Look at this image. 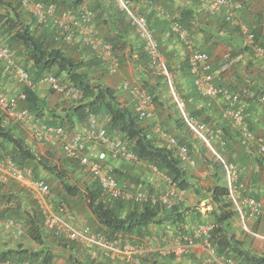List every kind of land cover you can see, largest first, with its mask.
I'll use <instances>...</instances> for the list:
<instances>
[{
	"label": "trees",
	"instance_id": "1",
	"mask_svg": "<svg viewBox=\"0 0 264 264\" xmlns=\"http://www.w3.org/2000/svg\"><path fill=\"white\" fill-rule=\"evenodd\" d=\"M35 1L45 7L53 6L57 14L66 10H78L83 5L87 6L94 14L99 10L100 13L95 14V24L97 27L103 26L106 32L111 35V39L107 42L112 45L113 55L117 58L119 67L121 62L126 59L125 51L128 47L131 54L136 53V64L140 65L145 72L144 78L143 74H140L142 76L139 86L152 97L154 113L159 107H162L157 92L166 90L167 85L164 78L149 72L148 57L142 50V46L136 51L134 46L128 43V38L134 34V28L128 16L117 8L115 0H109L108 7H103L101 2H95L89 7L86 5V0ZM138 12L140 13L139 10ZM194 15L192 10L187 9L181 11L174 19L191 35V21L195 19ZM146 19L156 39L158 38L156 33L160 34L162 31L167 33L170 25L167 18L156 17L153 25L150 23V17ZM225 23L224 21L223 27L230 25ZM37 27H42L43 34H38ZM252 32L255 35L256 43L264 48L261 29L255 28ZM0 39L12 52L15 51L16 55L22 57L25 63L23 67L29 72L32 80L36 81L45 74L52 73L56 77H61L64 82L77 86L82 91V100L62 116L56 113L52 114L35 91L27 88L22 89L25 100L19 104V107L27 109L34 120L70 130L75 125L85 124L90 115L106 119L105 129L107 133L126 142L141 166L144 165L147 171H149V167H155L176 185L178 192L193 194L201 200H207L206 207H210V210L202 215L195 209V206L184 205L183 196L173 204L156 206L149 203L112 200L103 194L98 182L93 180L85 182L81 188L72 186L67 180L68 169L77 166L80 172L83 168L79 164L67 160L64 169L56 170L46 158L38 156L6 126L5 117L1 113L0 157L1 154H6L18 166L31 168L35 180L40 179L45 173L49 178H55L61 184L63 192L69 197L83 198L85 209L90 212L98 225L97 230L94 229V231L102 233L110 240L121 237L129 243L140 242L134 241L132 238L143 240L149 236L150 228L154 225L168 224L177 235H185L191 232L192 227L212 223L214 229L210 236V242L218 255L229 258L237 264H264V253L261 256L250 253L230 233V224L237 217V213L227 199L222 166L213 160L209 161L207 165L212 170L213 184L204 191L200 180L195 179V181L188 176V172L178 159L175 150L142 128L143 122L138 119L134 108L120 104L113 89L92 79L90 74L92 68H102L101 63L96 58L92 57V59L85 61L84 59L73 60L69 57L64 51L65 46L55 40V32L51 23L48 21L43 25H38L34 16L21 7L20 0H0ZM246 49L247 47H245ZM160 51L163 54L161 49ZM187 74L190 76L189 69H187ZM253 99L256 100L254 97ZM47 115L50 119L47 118ZM191 116L199 118L197 113H192ZM181 120L179 121L182 122ZM204 122L206 123L207 120ZM158 124L161 128L163 127L162 124ZM178 125L180 129L183 127V123ZM182 129L185 133L183 132L181 136L177 137L170 135L167 129L164 131L180 144L188 147L190 151V145L186 143V136L189 133L184 128ZM227 130L225 129V132ZM250 131L252 132L251 129ZM237 136L235 132V135L230 134L226 139L224 137L226 149L229 150L230 142L235 140ZM262 158L264 159V157ZM107 164L110 165L111 172L117 176L119 185H123L126 180H135L133 179L135 176L130 174L132 171L135 172L134 166L133 168L132 165L126 164L117 166L109 161ZM136 182L137 180L134 184L138 186ZM18 190V186L13 182L0 185V201L15 200V192ZM20 191L22 190H19V193ZM21 194L23 195V192ZM25 197L32 203L30 211L15 206L14 209L1 212L0 217L1 219L8 217L22 221L26 227L27 239L35 244L36 248L25 247L21 244L12 248L0 247V264L24 261L32 263L43 261L46 264H53L54 250L68 253L67 264H119L117 261L110 260L101 250H95L94 255H92L91 252L76 242L63 239L61 236L45 230L38 207L28 196ZM166 256L169 257L168 261L177 259L170 254ZM140 260L141 264L146 262L144 258ZM152 264L155 263L152 262ZM176 264H182V262Z\"/></svg>",
	"mask_w": 264,
	"mask_h": 264
},
{
	"label": "built area",
	"instance_id": "2",
	"mask_svg": "<svg viewBox=\"0 0 264 264\" xmlns=\"http://www.w3.org/2000/svg\"><path fill=\"white\" fill-rule=\"evenodd\" d=\"M205 12L211 16L222 15L224 21L243 36L246 47L250 49L253 57L264 61V48L256 43L255 35L247 25L239 21L240 11L244 7L243 1L238 0H200ZM117 8L124 12L134 28V34L140 40L142 50L148 57V70L151 74L170 78L166 59L161 53L158 41L149 28L144 15L140 14L132 0H115ZM21 7L32 14L38 25L50 22L55 40L67 46L79 45L94 55L101 63L103 70L109 74H116L119 70L117 58L113 55L112 45L102 39L95 24L94 13L85 5L78 10H66L56 13L53 6L45 7L35 0H20ZM161 16L170 21V33L185 48L187 52L188 69L192 78L195 91L206 98H219L224 104V117L230 121L242 140L250 142L257 147L260 156L264 157V136L257 138L249 129L244 117L243 107L240 105L242 96L239 92H232L226 87L215 84L214 74L211 69L209 56L202 51L192 40L189 32L175 19L158 9ZM264 15V14H263ZM0 64L4 68L5 76L22 89H33L47 86L53 93L64 99L79 102L82 100V91L73 84L66 83L54 74L48 73L32 80L25 68L15 61L14 53L0 39ZM264 73V63L260 65ZM121 89L130 96L134 102V110L140 121H149L154 114L152 97L137 84L122 82ZM25 100V94H9L0 87V113L6 120L15 125H30L32 137L37 142L58 143L59 148L67 160L77 163L83 168L90 180L97 181L103 194L112 200L132 203H149L156 205H170L181 199L183 192H178L176 185L163 176L155 167H149L152 176L159 178L166 186L164 190L145 189L134 183L119 185L117 176L111 172L110 165H135L140 164L136 156L130 151L128 144L120 138L110 135L105 129V122L97 116L90 115L87 122L78 129L70 131L65 127L52 126L34 120L27 109H22L19 104ZM264 110V96L259 99ZM180 105V114L188 130L212 152L223 164L227 199L232 204L233 210L247 232L249 221H256L263 217L264 206L260 200L245 195L243 184L233 164L225 163L220 155L214 151L208 137L209 129L198 118L188 115ZM153 132L158 139L175 150L181 163L194 166L188 148L169 136L158 123L153 124ZM221 142V146H223ZM95 148V154L92 149ZM0 157V185L15 183L23 195L28 196L40 211L43 228L51 231L63 239L76 242L94 255L95 250H101L113 261L119 264H141L142 242L129 243L121 237L108 239L102 233L93 231L88 226L78 225L75 218L68 211L64 203H55L51 206V190L43 179L35 180L33 171L28 167H20L13 162L10 156L1 154ZM89 180V181H90ZM15 200L0 201V213L4 210L14 209ZM214 225L205 223L192 227L191 232L185 235L176 234V242L166 249L167 254L175 257H184L189 254L195 245L200 242L206 251L207 257L202 264H237L229 258L218 255L210 242ZM26 234L24 223L14 218L0 217V236H14L22 238ZM147 241V240H146ZM2 264H46L43 261L32 263L4 262Z\"/></svg>",
	"mask_w": 264,
	"mask_h": 264
},
{
	"label": "crops",
	"instance_id": "3",
	"mask_svg": "<svg viewBox=\"0 0 264 264\" xmlns=\"http://www.w3.org/2000/svg\"><path fill=\"white\" fill-rule=\"evenodd\" d=\"M240 1L244 3V7L239 14L240 23L247 25L252 30L260 28L262 38H264V3L261 2L258 4L256 0ZM95 2H101L103 7H108L109 5V0H86V5L91 7ZM134 3L140 13L146 18L150 17L151 25L154 24V18L161 17L158 11L159 8H162L174 18L178 16L181 11L187 9L195 13V19L191 21V38L196 43V46L208 54L215 78V84L226 87L232 92L243 94L240 105L243 107L246 122L257 138L263 137L264 110L259 99L264 96V73L260 70V65L264 63V61L254 58L249 48L245 50L246 44L243 36H238L234 33L236 28L231 25L223 27L224 21L222 15L211 16L207 14L204 5L199 0H134ZM99 13V10L95 12V14ZM98 30L102 39L105 41L111 39V35L106 32L103 26L99 25ZM37 31L39 32L38 34H43L42 27H37ZM156 34L159 47L166 59L170 78L166 79L163 77L167 85L166 90L157 92L162 107H159L155 111L150 120L162 124V128L164 130L167 129L169 134L173 137L181 136L184 132L182 128H184L185 131L193 137L192 140L186 136V143L190 145V153L193 161L196 162L197 166L208 168L211 175V167L207 165L209 162L206 160L205 153L199 145L201 144L204 147V144L200 142L197 136L193 135L188 130L182 120V122L179 121L181 119L180 105L182 104L184 112L188 115L197 113L199 114L198 119L201 122L207 120L204 124L209 127L211 134L209 137L212 142L214 139L212 135L219 134L221 139H224V137L226 139L230 134L235 135L236 131L230 121L224 117V104L219 98H206L195 91L192 78L187 74V52L184 46L171 35L170 25L167 33L162 31L160 34ZM131 36L132 37L128 38V43L133 45L134 50L137 51L141 46L140 40L135 34ZM63 46L66 45L63 44ZM67 47H71L72 50L76 48V46ZM76 50L78 51L79 59L87 61L88 59H92V57L95 58L89 50V55L86 56L87 49L85 50V48L79 45ZM13 53L17 61L15 51ZM125 54L126 59L121 62L116 74L109 75L103 71L104 75H102L101 79L99 77L95 78L93 75L95 71L94 67L90 74L95 82L102 83L113 89L120 104L133 108V99L122 91L121 84L127 81L140 85V77L142 76L140 74L142 73L144 78L145 72L140 65L136 64V53L131 54L127 47ZM19 58L22 59L21 56ZM0 87L9 94H17L22 91L21 87L17 86L12 80L5 76L4 68L1 64ZM32 90L35 91L39 99L46 104V108H48L52 114L56 113L63 116L80 102L64 99L49 90L47 86L36 87ZM253 97L256 100H254ZM47 118L50 119L48 115ZM99 118L106 123V119ZM179 123H183L181 129L178 125ZM5 124L36 154L43 151V153L50 156V154L57 152L58 149L61 150L59 147L57 149L55 142L35 141L32 137V127L30 125H15L13 122L6 120V118ZM80 126L81 125H75V127L70 130H76ZM225 129H228L227 132H225ZM213 146L221 151L217 141H214ZM229 146V150L225 149L223 154H226L225 156L228 158H226L228 162L234 163L238 167H236V171L240 182L243 184L244 194L260 200L264 206V159L259 155L256 145L247 144L235 137V140L231 141ZM92 152L95 154L96 149L93 148ZM213 161L216 162L217 159L214 157ZM123 166L127 167L126 165ZM183 166L186 168L188 176L195 180L196 177L191 173L192 171H189L193 170L194 167L190 168L186 165ZM136 173L138 174V172ZM205 173L207 174V172ZM42 176L48 178L45 173H43ZM153 178L145 174L141 176L143 181L151 183L150 187L155 188L157 191L164 190L165 185L163 182L159 178ZM184 196L185 194L182 197L183 199ZM186 199L183 200L184 205L190 207L195 206V209L202 215H205L210 210V207H206L207 200H201L193 194ZM79 202L80 200L78 203ZM73 212L75 213V211ZM249 222H251L250 225H248ZM249 222L246 232L244 225L241 224L238 217H235L230 224V233L235 236V239L241 243L244 249H247L254 255L261 256L264 253V214L261 219ZM78 225H88L93 230H97L98 228L90 212L85 209V205L81 209L78 206ZM132 239L143 243L140 259L144 258L146 260L144 264H152V262L155 264H176L177 262H182V264H202V260L207 257L205 249L201 243L198 242L189 254L184 257H177L175 261H168L169 257L166 256L168 255L166 249L169 245L176 242V233L168 224L152 226L149 236L145 237L143 240L134 237Z\"/></svg>",
	"mask_w": 264,
	"mask_h": 264
},
{
	"label": "rangeland",
	"instance_id": "4",
	"mask_svg": "<svg viewBox=\"0 0 264 264\" xmlns=\"http://www.w3.org/2000/svg\"><path fill=\"white\" fill-rule=\"evenodd\" d=\"M256 1L258 2V4H260L261 2L264 3V0H256ZM234 33H236L238 36H241V34L236 29H235ZM76 49H77V47L74 48L73 50L71 47H67V46L64 47L65 53L69 57H71L73 60L79 59L78 53H77L78 51ZM86 53H87L86 56H88L89 55L88 50H86ZM16 57H17L18 63H20L21 65L25 64L24 60L20 59L18 55H16ZM93 75L95 78L99 77L101 79L102 75H104V72L101 68H95ZM151 122L152 121H147L145 123H142V128L147 130L148 132H150V134L153 135ZM187 137L193 140V137L191 135L188 134ZM55 145L57 146V149H58V147H59L58 143H55ZM199 145L205 153L206 160L208 162L213 160L211 155L207 152V150L201 144H199ZM225 155L226 154H224V158L226 159L227 157ZM38 156H40L42 158H46L48 160L49 164L52 167H55L56 170H62L67 165V159L64 156V154L62 153V151L59 149L57 150V152H54V154H50V156L47 155L46 153H43V151H40L38 153ZM133 166H132V168H133ZM133 169L135 172L132 171V172H130V174L132 176H135L133 178L135 180L134 181H132V180L127 181L126 180L124 184L135 183V181L137 180L136 183H138V186H141L145 189L155 190V188L150 187L151 183H148V181H143L141 179V176H143L144 174L150 178L154 177L148 173V171L145 167H143L141 165H136V166H134ZM189 171L190 172L192 171L191 173L194 174V176L196 177L195 179L200 180L201 186H202L204 191H206L207 189L210 188V186L212 185V182H211L212 176L210 175V170L208 168L196 165L193 170H189ZM136 172H138V174ZM205 172H207V174ZM204 174H206V176ZM41 178H43L50 187V190H51L50 200H51L52 209L55 207V203H59V204L64 203L65 206L67 207L68 211H70L72 213L71 215L75 218V223L78 224V206L80 209L84 206L83 198L80 197L78 199V196L69 197L67 194H65L63 192L61 184L55 178H49V177L46 178L43 176ZM67 180L72 186H75L77 188L78 187L81 188V187H83L85 182H88L90 180V177L86 172H84V170H81L79 172V168H77V166H75L71 169H68ZM19 194H21V192L19 193V190L15 192L16 206L30 211L31 210L30 208L32 207L31 201L28 198H26L25 196L20 197ZM191 195L192 194H185L184 199L191 197ZM79 200H80V202L78 203ZM73 211H75L76 214ZM250 224H251V222H249L248 225H250ZM248 225H247V227H248ZM19 244H21L25 247H31L33 249L36 248V245L32 244L27 239L26 234L22 238L14 237V236H4V235L0 236V247H11L12 248V247H16ZM53 254H54L53 255L54 256L53 257L54 258L53 264H67L68 253L61 251V250H54Z\"/></svg>",
	"mask_w": 264,
	"mask_h": 264
},
{
	"label": "clouds",
	"instance_id": "5",
	"mask_svg": "<svg viewBox=\"0 0 264 264\" xmlns=\"http://www.w3.org/2000/svg\"><path fill=\"white\" fill-rule=\"evenodd\" d=\"M200 1V0H199ZM134 2V1H133ZM134 6H135V8H136V5H135V3H134ZM137 9V8H136ZM161 10H163L162 8H161ZM138 11V10H137ZM164 11V10H163ZM164 13L165 14H167V15H169L170 16V14L169 13H167V12H165L164 11ZM95 15V14H94ZM161 17H163V16H161ZM165 18V17H164ZM129 19V18H128ZM98 28V27H97ZM99 31V30H98ZM67 46V45H66ZM76 47H78V45H75ZM103 69V68H102ZM104 71V70H103ZM52 74V73H51ZM114 75V74H113ZM58 78H60V77H58ZM61 79V78H60ZM62 80V79H61ZM63 81V80H62ZM134 108V107H133ZM243 114H244V112H243ZM246 120V119H245ZM149 121H151V120H149ZM153 121V120H152ZM143 123H145V122H147V121H142ZM152 124L153 123H158V122H155V121H153V122H151ZM203 123V122H202ZM206 125V124H205ZM207 126V125H206ZM208 127V126H207ZM163 129V128H162ZM208 129H209V127H208ZM152 131H153V127H152ZM236 131V130H235ZM236 133H237V138L239 139V140H241L242 142H245V143H247V144H252V143H250V142H246V141H244V140H242L241 138H240V136H239V133L236 131ZM253 133V132H252ZM153 135L155 136V137H157L156 136V134L153 132ZM209 135H211L210 134V131H209V133H208V137H209ZM213 137H214V139H213V142H212V140L210 139V137H209V139H210V142H211V145H212V147H213V149H214V151L216 152V154L218 153L219 155H220V157L222 158V160L225 162V163H227V164H233L234 165V167H235V164L234 163H230V162H228L225 158H224V154H223V151L226 149V144H225V141H223V139H221L220 138V136H219V134H215V135H212ZM158 138V137H157ZM199 139V138H198ZM200 140V139H199ZM214 141H217V143L219 144V146H220V148H221V151H219V149H217V148H215L214 146H213V143H214ZM201 142V141H200ZM221 142H223V146H221ZM179 143V142H178ZM202 143V142H201ZM203 144V143H202ZM183 145V144H182ZM188 148V147H187ZM204 148L211 154V156H212V159L215 157L216 158V156L212 153V152H210V150L204 145ZM188 151H189V149H188ZM189 154H190V156H191V153H190V151H189ZM191 159H192V157H191ZM217 159V158H216ZM193 160V159H192ZM194 162V161H193ZM217 163H219L221 166H222V168H224L223 167V164L217 159V161H216ZM136 165H140V164H136ZM136 165H134V166H136ZM182 165H186V166H189L190 168H193V167H195L196 166V162H194V166H190V165H188V164H184V163H182ZM129 166H131V165H129ZM133 166V165H132ZM236 169V168H235ZM148 173L150 174V172L148 171ZM150 175H152V174H150ZM206 176V175H205ZM224 179H225V176H224ZM225 184H226V182H225ZM166 187V186H165ZM183 195H184V193H183ZM182 195V196H183ZM248 196H250V195H248ZM252 197V196H251ZM258 200V199H257ZM88 226V225H87ZM89 227V226H88ZM90 229H92L91 227H89ZM93 230V229H92ZM94 231V230H93Z\"/></svg>",
	"mask_w": 264,
	"mask_h": 264
}]
</instances>
